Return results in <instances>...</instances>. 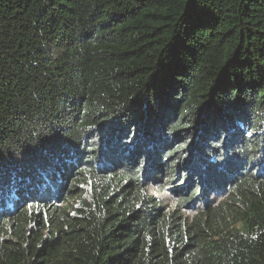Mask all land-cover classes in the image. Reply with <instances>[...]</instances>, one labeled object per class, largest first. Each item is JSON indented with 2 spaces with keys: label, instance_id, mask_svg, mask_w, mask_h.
<instances>
[{
  "label": "trees",
  "instance_id": "16d2710c",
  "mask_svg": "<svg viewBox=\"0 0 264 264\" xmlns=\"http://www.w3.org/2000/svg\"><path fill=\"white\" fill-rule=\"evenodd\" d=\"M0 264H264V0H0Z\"/></svg>",
  "mask_w": 264,
  "mask_h": 264
},
{
  "label": "water",
  "instance_id": "95a60500",
  "mask_svg": "<svg viewBox=\"0 0 264 264\" xmlns=\"http://www.w3.org/2000/svg\"><path fill=\"white\" fill-rule=\"evenodd\" d=\"M209 104H210V102L207 101L206 104L203 106L202 111H201V113H200V118L203 117V116L205 115L206 110H207Z\"/></svg>",
  "mask_w": 264,
  "mask_h": 264
}]
</instances>
